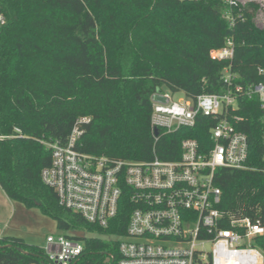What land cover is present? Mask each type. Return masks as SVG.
Listing matches in <instances>:
<instances>
[{
    "label": "trees",
    "instance_id": "obj_1",
    "mask_svg": "<svg viewBox=\"0 0 264 264\" xmlns=\"http://www.w3.org/2000/svg\"><path fill=\"white\" fill-rule=\"evenodd\" d=\"M258 6L231 8L222 0H0L7 23L0 29V189L11 201L40 208L60 233L85 238L74 264H110L125 235L128 215L107 229L59 206L41 181L51 154L44 142H66L76 121L90 118L79 151L116 160L174 161L181 140L207 144L212 120L153 137L151 97L157 89L189 99L224 91L225 68L243 84L264 83V30ZM233 16L231 26L225 12ZM59 15V16H58ZM58 16V17H57ZM226 39L231 61L209 56ZM239 131L248 138V164L262 168L261 112L257 98L238 103ZM218 185L224 212L251 216L264 193V175L223 171ZM0 264H47L45 252L24 239L0 238Z\"/></svg>",
    "mask_w": 264,
    "mask_h": 264
},
{
    "label": "built area",
    "instance_id": "obj_2",
    "mask_svg": "<svg viewBox=\"0 0 264 264\" xmlns=\"http://www.w3.org/2000/svg\"><path fill=\"white\" fill-rule=\"evenodd\" d=\"M222 2L231 8L251 3L259 7L256 18L263 15L264 0ZM224 17L234 25L230 12ZM6 23L0 11V29ZM233 54L230 39L222 49L209 52L217 61H231ZM258 74L264 70L259 68ZM222 75V93L195 99L183 94L184 99L177 101L161 89L152 95L150 124L155 140V130L174 134L196 128L199 119L212 120L208 143L181 140L180 156L174 161L156 156L141 162L116 160L79 151L83 126L90 118L78 119L66 142H44L51 159L41 172V181L55 192L60 207L101 229H107L119 214L128 215L117 257L109 255L108 263L264 264V195L251 216L238 210L227 213L221 209L223 195L218 185L223 171L264 175V166L248 164V138L238 129L242 122L239 100L257 98L264 149V83L242 85L229 67ZM14 132L0 141L21 135L18 129ZM261 160L264 163V150ZM43 252L47 264H74L83 255L84 245L59 233L47 237Z\"/></svg>",
    "mask_w": 264,
    "mask_h": 264
},
{
    "label": "rangeland",
    "instance_id": "obj_3",
    "mask_svg": "<svg viewBox=\"0 0 264 264\" xmlns=\"http://www.w3.org/2000/svg\"><path fill=\"white\" fill-rule=\"evenodd\" d=\"M241 1L245 2L248 0ZM254 22L257 26L264 29V11L262 16L255 17ZM162 91L170 94L173 101L184 99L183 93L172 94L164 88ZM4 202H6V196L2 195L0 190V206L2 205V208L0 209V230L5 229V235L15 236L22 240L24 239L29 245L43 250L46 246L47 237L57 236L60 233L56 227V221L51 217L44 215L40 208L28 209L18 202H13L11 204L13 207L6 208L3 207L5 204ZM85 234L86 238L98 236L96 233L92 232ZM80 242L84 245V241L80 240Z\"/></svg>",
    "mask_w": 264,
    "mask_h": 264
},
{
    "label": "crops",
    "instance_id": "obj_4",
    "mask_svg": "<svg viewBox=\"0 0 264 264\" xmlns=\"http://www.w3.org/2000/svg\"><path fill=\"white\" fill-rule=\"evenodd\" d=\"M1 190V189H0ZM2 192V191H1ZM2 195L6 196L5 193L2 192ZM4 199V198H3ZM14 201H11L7 198L6 196V202H4L5 204L3 205V207L9 208V207H13V205H11ZM2 208V205L0 206V209ZM15 208V206H14ZM5 236H9V237H15V236H11V235H5V229L0 230V238H3ZM18 238V237H16ZM21 239V238H20Z\"/></svg>",
    "mask_w": 264,
    "mask_h": 264
},
{
    "label": "water",
    "instance_id": "obj_5",
    "mask_svg": "<svg viewBox=\"0 0 264 264\" xmlns=\"http://www.w3.org/2000/svg\"><path fill=\"white\" fill-rule=\"evenodd\" d=\"M158 134H159V131L155 130L154 136L157 137ZM74 234L78 237L79 240H84V238H85V235H84L85 233H74Z\"/></svg>",
    "mask_w": 264,
    "mask_h": 264
}]
</instances>
